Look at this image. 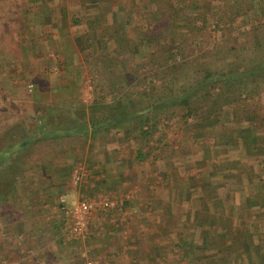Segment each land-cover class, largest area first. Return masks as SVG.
<instances>
[{"label":"crops","instance_id":"0c3cea01","mask_svg":"<svg viewBox=\"0 0 264 264\" xmlns=\"http://www.w3.org/2000/svg\"><path fill=\"white\" fill-rule=\"evenodd\" d=\"M181 2L0 0V105L21 113L25 104L30 120H42L51 132L60 129L75 142L63 153L37 159L38 169L30 173L35 192L44 199L61 186L67 208L73 207L82 196L72 177L78 167L86 172L78 187H112L108 195L97 196L116 206L92 213L86 233L92 244L80 252L84 264L262 261L264 140L252 141L249 135L263 128L244 120L220 126L193 123L183 131L187 145L180 136L183 142L170 147L158 140L150 143L157 128L143 136L135 118L123 123L130 126L117 133L120 140L92 143L111 127L93 132L90 121L103 112H90L89 104L80 103L77 72L98 71L97 80L102 76L114 88L128 85L123 65L128 68L134 58L130 69L136 74L147 66L157 69L151 55L171 34L154 25L170 15L179 17ZM135 130L139 136L133 138ZM159 130L171 134L167 126ZM94 152L98 162H90ZM59 211L58 218L70 225ZM27 256L38 259L32 252ZM66 263L76 264L72 257Z\"/></svg>","mask_w":264,"mask_h":264},{"label":"rangeland","instance_id":"374dc122","mask_svg":"<svg viewBox=\"0 0 264 264\" xmlns=\"http://www.w3.org/2000/svg\"><path fill=\"white\" fill-rule=\"evenodd\" d=\"M186 1L191 2V0ZM224 3H226L225 0H194L193 4L188 7L181 6V9L190 15V17H186L187 20L170 22L171 17L177 18L172 15L169 16L167 21L157 22L154 25L163 29L165 34L168 31L171 34L164 41L161 50L169 47L168 43L171 40L179 44L180 40L183 39L184 42L180 43V49L186 55V59L177 58L174 62L165 58L162 64L163 69H159L162 73L159 75H154L153 71L151 72L153 67L149 68L148 66V68L143 67L136 74L134 72L135 69H130L134 66L133 63L135 64L136 58L133 59L132 64L128 63V68L123 65L124 74L128 75V85L123 83L113 88V86L105 85L102 76L101 80H97L96 77L100 73L98 71L77 72L76 76L80 91L83 88V78L90 77L92 79L95 91L94 101L89 104L88 109L90 112H103L101 118H99L101 115L99 114L97 116L99 119L95 121L108 119L110 120L109 124H113L112 120L114 121L113 117L115 116L113 111L118 112L113 105L118 101L124 103V108L127 111L140 109L144 112V110H147L150 112V124L156 123L155 127L157 128L152 133L151 139L148 138L149 142L155 143V140H158V143H162L164 146L170 145V147L172 144H177L178 142L181 144L183 142L182 140L180 141V136L183 137L185 146L187 145L185 140L187 133L183 134V131L190 124L200 123L203 126H210L211 124L220 126L222 124L225 125L226 121L232 123L235 120L243 121V116L246 115L245 110L241 111L242 109H240L239 111V108H227L226 112L223 113L218 108L224 101L226 104L231 105V101L238 95V92L227 95L224 97V101L214 97V103H219L218 106L215 104L211 105L210 112L204 107L202 112H199L196 117L186 119L183 117L184 110L174 106L175 104L171 102L172 97L181 96L184 90L187 92L191 86H194L205 70L225 69L234 64H241V62L247 63L252 58L253 52L250 48L252 47L253 36L248 35L250 26L231 22L225 7L223 8ZM217 25L220 28L222 27L224 31H219V27H216ZM167 26L169 27L168 31L164 29ZM261 35H264V29ZM192 41L194 45H189ZM262 44L264 45V41ZM261 52L264 53V46L261 48ZM252 81L254 82V78L250 79V82ZM250 87L251 84H248L245 88L248 89ZM261 87L264 89V82ZM253 96L251 103H253L254 111L257 113L255 115L256 117L258 116L257 121L260 122L262 127L264 122V90ZM164 102H166V105L163 107L152 108L155 104L158 106V104ZM9 106L0 105V139L8 133V130H15L19 126L24 129L34 120L33 118L29 119L30 114H28L25 104L20 108L21 113H13L12 111H15V108H10L11 106ZM8 108L10 111H7ZM80 108L85 110L82 107ZM261 108L263 109L260 110ZM233 109L235 120L228 116ZM259 115L263 116L259 117ZM162 125L168 127V132H171L169 136L162 135L160 132L159 129ZM129 126L123 123L115 124L114 121V126L111 125L109 131L100 132L99 135H96L92 139V143L95 141L105 143L110 139L120 140L117 133L121 131L120 134H122L124 129ZM262 128L264 131V126ZM256 133L260 136V132ZM137 136H139V132L135 130L133 138ZM126 140L130 141V137H126ZM141 142H143V139ZM73 143L75 142H71V144ZM42 148L48 150L51 147L45 146ZM53 153L55 154L56 152L48 151L45 155L37 156L36 158L40 159L47 155H53ZM91 159L90 162H98L100 160L98 153H95ZM24 165L25 167L30 166V164ZM34 167L30 166L24 174L8 175L7 180L5 179L6 182L0 181V264H67L66 261L71 257L75 259L76 264H84L80 252L81 250L85 251L84 244L89 246L92 243L90 240L86 242V236L83 240L69 239V222L58 218L59 210L61 209H59V198L63 197L60 192L62 188L61 186L58 187L49 197L44 199L40 197L35 192L36 182L32 180L33 175L31 176L30 174L38 169ZM70 180L71 178H69L70 184L68 188L72 187ZM78 185L76 189L80 190L82 195L96 199L97 196L104 197L108 195V192L112 189L110 185H107L108 187L105 188L99 186L88 191L83 185L80 187ZM93 222H97L95 218ZM95 234L96 232L92 231L93 237ZM28 252L38 255V259L27 256ZM85 264H94V262L88 260Z\"/></svg>","mask_w":264,"mask_h":264},{"label":"trees","instance_id":"16d2710c","mask_svg":"<svg viewBox=\"0 0 264 264\" xmlns=\"http://www.w3.org/2000/svg\"><path fill=\"white\" fill-rule=\"evenodd\" d=\"M193 1L191 0V2H187L186 0H183L181 4L188 7L189 5L193 4ZM225 2L226 3H224L223 8L225 7L228 13L227 16H229V20H231V22L250 26L248 35L253 36V43L252 47L250 48L253 52L252 58H250V61L247 63L241 62V64H234L232 66L226 67L225 69L215 71L205 70L200 80H197L194 86H191L187 92L184 90V94L182 93L181 96L172 97L171 102L175 104L174 106H178L184 110L183 117L186 119L196 117L199 112H202L204 107L210 112L214 104L218 106L219 103H214V97L224 101L223 99L227 95L238 92V95L231 101V105L226 104L224 101L225 104L222 103L218 108L223 113L226 112L227 108H239V111L240 109H242L241 111L245 110L246 115L243 116L244 121L247 122L251 127L256 125V128L260 129L264 126V122L261 127L260 122L257 121L258 116H255L257 113L254 111V106L251 102L252 97H254L253 95H257L264 90L261 87V84L264 82V53L261 52V48L264 46L262 44L264 41V37L262 38V36L264 35H261L264 29V0H225ZM177 11L179 17H171L170 22L187 20L186 17H190L189 13L183 11L181 7ZM216 27L219 26L217 25ZM168 29L169 28L165 30L168 31ZM218 29L221 32L224 31L222 27H219ZM182 41L183 39L180 40V43ZM180 43L178 44V42L176 43L171 40L168 43L169 47H166L164 50H161V45H159L156 54L151 55L152 62L157 68L155 70H152L151 68V72L153 71L154 75H159L162 73V71H159V69L163 68L162 63L165 58L173 62L176 61L177 58L186 59V55L180 49ZM189 45H194V42H190ZM143 60L147 61L148 59L146 60L143 58ZM148 61L151 62V60ZM251 78H254V82H250ZM248 84H251V87L247 89L245 87ZM166 102L158 104V106L155 104L152 106V108L163 107L166 105ZM123 104V102L118 101L115 105H113L118 110V113L113 117L115 124L128 123L129 121L137 118L139 121L140 134L147 137L151 133V129L155 128L156 126V123L150 124V112L147 110H144L143 112V110L140 109L127 111ZM132 109L134 108L132 107ZM262 109L263 108L260 110ZM233 114L234 109L229 112L228 116H231V118L234 119L235 115ZM262 116L263 115H259V117ZM33 119L35 122L32 120L31 124L27 127H24V129H21V126H19L15 130H8V133L1 137V182H6L8 175L15 176L19 173H26L25 171L30 168V166L34 167L33 164H35L37 159H39L36 158L37 156L45 155L48 151H56L57 154H60L61 152L63 153L67 147L71 146L70 134L60 133L62 132L60 129H56V131L51 132L47 127L43 126L44 124L42 120L38 121L35 118ZM114 121L112 120L113 124H109L110 120L108 119L101 121L92 120L90 121V125L94 132L97 128L108 129L111 127V125H114ZM38 126H40L39 129ZM144 127H147V130H144ZM80 132L84 134L85 127L80 129ZM259 135L260 136L255 133L252 135L250 134L249 137L252 141H256L257 138L264 140V131H260ZM45 146L51 147L52 149H57L58 151L52 150L51 148L45 150V148H42ZM260 152L264 153L262 151ZM24 164H30V166L28 165L25 167ZM259 251H262V249H259ZM247 255L251 257V255ZM261 260L262 261L258 264H264V255H262Z\"/></svg>","mask_w":264,"mask_h":264},{"label":"built area","instance_id":"2783aa9c","mask_svg":"<svg viewBox=\"0 0 264 264\" xmlns=\"http://www.w3.org/2000/svg\"><path fill=\"white\" fill-rule=\"evenodd\" d=\"M33 86L29 84L27 90L32 92ZM94 86L90 77L83 78V88L80 91V102L88 105L94 99ZM86 172L82 167H78L73 172V182L75 185L82 183ZM67 202L64 197L59 199V205L65 216L70 218L68 237L72 240H83L87 233L89 219L94 212H104L116 206L114 200H109L103 197L92 199L88 196H80L76 204L67 208Z\"/></svg>","mask_w":264,"mask_h":264}]
</instances>
